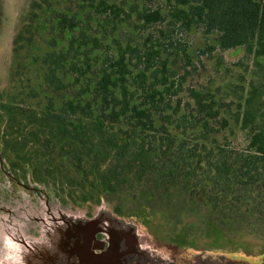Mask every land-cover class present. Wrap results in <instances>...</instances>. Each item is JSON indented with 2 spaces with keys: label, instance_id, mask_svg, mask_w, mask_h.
I'll return each mask as SVG.
<instances>
[{
  "label": "rangeland",
  "instance_id": "374dc122",
  "mask_svg": "<svg viewBox=\"0 0 264 264\" xmlns=\"http://www.w3.org/2000/svg\"><path fill=\"white\" fill-rule=\"evenodd\" d=\"M34 1L0 0V264H264V180L220 187L207 153L218 144L249 152L244 104L264 84V67L243 47L217 48V34L202 24H172L169 0H106L128 14L116 25L105 19L104 0H53L54 11H33ZM155 10L163 17L149 22L138 12ZM61 13L76 15L80 27L61 33ZM82 28L104 47L83 57L87 74L66 97L90 88L85 96L96 114L106 110L108 128L100 133L83 116L78 132L62 139L48 108L64 98L32 61L54 49V36L68 49ZM120 45L131 47L133 102L153 107L155 127L137 134L126 115L109 122L112 106L94 92ZM150 49L160 50L147 72L150 88L162 92L153 106L135 83ZM41 112L45 126L36 131ZM113 132L124 148L108 143Z\"/></svg>",
  "mask_w": 264,
  "mask_h": 264
},
{
  "label": "trees",
  "instance_id": "16d2710c",
  "mask_svg": "<svg viewBox=\"0 0 264 264\" xmlns=\"http://www.w3.org/2000/svg\"><path fill=\"white\" fill-rule=\"evenodd\" d=\"M169 2L172 5V24L177 26L180 23L187 30H191L194 25L202 24L208 34H217V48L224 51L243 47L247 55L253 56L257 64L264 67V61H260L261 58L264 59V0H169ZM103 5H105L103 7L105 19L112 17L111 21L114 25L124 21L121 17L122 13L128 15L123 7L114 3L109 4L104 0L100 2V6ZM37 8L54 11L53 0H42V2L35 0L32 9L35 11ZM138 12L141 18L148 22L163 17L159 10ZM80 23L81 20L76 15L68 16L66 13H61L60 31L61 33L67 30L75 31L80 27ZM19 37L21 34L15 41ZM25 39L31 41L33 35ZM57 39L58 36L51 39L53 50L36 56L32 63H37L44 68V80L47 87L64 98L59 107L51 100L52 106L48 108L56 112L54 117L58 121V136L62 139L74 136L78 132V127L81 126L83 116L93 122L96 131L102 133L108 128L106 122L108 120L103 119L106 110L102 109L100 114L95 113L92 99L85 96L90 88L75 91L74 96L68 98L65 92H71L72 87L79 83L80 77L87 74L86 69L90 66V61L89 59L85 61L83 57L90 58L91 52L102 49L104 38L82 28L79 34L74 33L69 40V48L60 50L57 47ZM119 50L118 58L109 60L103 68L102 76L96 82L94 92L102 97L103 102H107V109L110 105L112 106L109 122L115 123L120 116L126 115L133 126L132 132L137 134L139 128L155 127L152 118L153 107L142 108L141 105L133 102V92L126 84L127 74L131 73L126 63V54L131 47L123 48L120 45ZM155 52L159 54L156 56H160V50L150 49L146 52L145 57L150 64L141 70L136 77L137 80L135 79L138 90L142 91L144 98L152 106L159 101L156 95L162 94L161 91L150 88L148 83L147 72L153 67L151 60ZM166 67V63H163L162 69ZM151 73L158 78L157 71ZM71 75L75 77V82L66 80ZM90 85L89 83L88 87ZM261 86L264 84L254 86L244 104L242 128L249 132V152L229 149L222 144L210 148L207 152L208 156L213 158L214 179L220 187L231 188L233 178L246 179L249 182L253 179L264 180V88L262 89ZM117 90L119 94H116ZM199 104L204 105L201 102ZM48 109L45 110L49 111ZM41 113L34 114V119L37 121L34 127L36 131L45 126L46 113ZM43 133L44 138L47 139L45 131ZM116 135L117 132H113L107 139L108 143L113 147L118 146V149L124 148L125 145H119ZM171 144L169 140L166 142L165 154L171 152Z\"/></svg>",
  "mask_w": 264,
  "mask_h": 264
},
{
  "label": "flooded vegetation",
  "instance_id": "af4514ba",
  "mask_svg": "<svg viewBox=\"0 0 264 264\" xmlns=\"http://www.w3.org/2000/svg\"><path fill=\"white\" fill-rule=\"evenodd\" d=\"M86 262H88L89 264H96V260H91L90 258H86Z\"/></svg>",
  "mask_w": 264,
  "mask_h": 264
}]
</instances>
